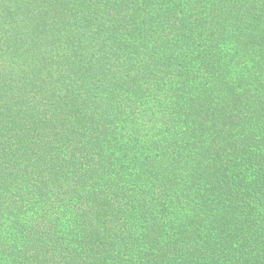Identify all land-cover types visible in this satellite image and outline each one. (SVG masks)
Returning a JSON list of instances; mask_svg holds the SVG:
<instances>
[{"label":"trees","instance_id":"trees-1","mask_svg":"<svg viewBox=\"0 0 264 264\" xmlns=\"http://www.w3.org/2000/svg\"><path fill=\"white\" fill-rule=\"evenodd\" d=\"M0 264H264V0H0Z\"/></svg>","mask_w":264,"mask_h":264}]
</instances>
